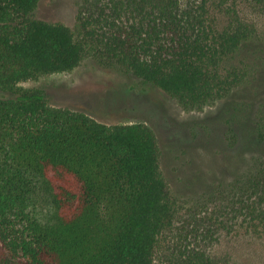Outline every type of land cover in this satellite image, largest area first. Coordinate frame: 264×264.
Here are the masks:
<instances>
[{"label": "trees", "instance_id": "1", "mask_svg": "<svg viewBox=\"0 0 264 264\" xmlns=\"http://www.w3.org/2000/svg\"><path fill=\"white\" fill-rule=\"evenodd\" d=\"M0 0V264H225L222 234L264 239V161L182 212L154 129L51 105L21 81L91 56L201 109L251 82L264 0H82L76 29ZM251 8L257 15L246 14ZM249 13V12H248ZM254 133L264 140V105Z\"/></svg>", "mask_w": 264, "mask_h": 264}, {"label": "rangeland", "instance_id": "2", "mask_svg": "<svg viewBox=\"0 0 264 264\" xmlns=\"http://www.w3.org/2000/svg\"><path fill=\"white\" fill-rule=\"evenodd\" d=\"M81 1L40 0L35 15L76 29ZM246 11L257 15L251 8ZM258 20L261 38L245 50L248 60L257 66L255 78L201 109H185L160 88L104 66L91 56L73 70L27 79L19 86L41 88L51 105L86 111L108 124H149L158 138L169 191L185 212L258 160L264 161V140L254 133L258 111L264 105V15ZM0 96L13 94L0 88ZM208 249L225 264H264V239L257 236L222 234ZM156 264H164L161 248Z\"/></svg>", "mask_w": 264, "mask_h": 264}]
</instances>
